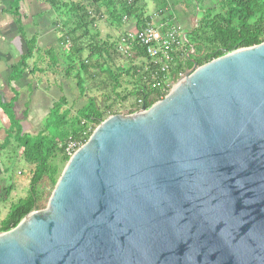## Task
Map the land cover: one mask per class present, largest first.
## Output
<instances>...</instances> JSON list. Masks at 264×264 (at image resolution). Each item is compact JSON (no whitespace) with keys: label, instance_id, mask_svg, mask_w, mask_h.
I'll return each mask as SVG.
<instances>
[{"label":"water","instance_id":"obj_1","mask_svg":"<svg viewBox=\"0 0 264 264\" xmlns=\"http://www.w3.org/2000/svg\"><path fill=\"white\" fill-rule=\"evenodd\" d=\"M0 264H264V43L103 121Z\"/></svg>","mask_w":264,"mask_h":264},{"label":"trees","instance_id":"obj_2","mask_svg":"<svg viewBox=\"0 0 264 264\" xmlns=\"http://www.w3.org/2000/svg\"><path fill=\"white\" fill-rule=\"evenodd\" d=\"M20 1H15L13 14L19 32L23 33L25 25L20 14ZM41 1L51 7V11L57 17L53 24L59 27L61 32L58 44L46 51L52 61L46 69H41L38 64L34 67L30 65V59L39 51L37 38L34 36L31 42H27V53L13 67L10 81L19 80L26 71L36 74L45 73L48 69H59L66 78L76 80L80 95L86 97L87 102L73 115L72 108L68 107V97L62 92L50 109L43 129L37 135L25 133L21 122L13 118L10 134L14 135L18 150L23 149V158L34 165L35 170L29 194L14 205L6 219L0 222V233L16 228L34 208L42 210L47 206L39 192V185L47 179L48 183L55 187L62 174L61 164H67L70 159L66 154L67 143L73 139L85 144L96 127L110 116L119 114L113 111L110 97L103 96L104 102L101 104L95 96L88 95L87 84L89 79L95 77L92 74L93 70L107 74L114 91L120 87L123 74H133L137 78V87L132 93L137 104L130 114L140 111L143 104L150 108L164 99L160 91L152 89L149 80H146L149 77L146 72H141L143 67H122L113 72L105 55L112 57L118 53L117 41L99 40L101 34L96 30L99 20L97 14L106 15L107 20L117 24L124 22L125 17L134 19L137 27L142 28L146 23L152 22L155 16L158 22L179 23L176 16L180 9L183 6L187 9L192 8L194 13L189 12V15H196L197 23L187 33L186 47L189 51L194 49V52L184 60L176 58L172 71V77L176 80L180 74L193 68L195 64L201 67L229 52L264 43V0H212L213 4L210 5L205 0H153L155 5L152 14L148 13L149 0ZM87 36L92 38L87 48L89 55L84 59L85 47L81 45V41ZM68 41L71 42V46L67 45ZM62 52L66 56L63 65L59 63L58 58ZM136 53L149 61L147 53L142 48H137ZM18 98L17 93L15 99ZM25 117H28V112H25Z\"/></svg>","mask_w":264,"mask_h":264},{"label":"crops","instance_id":"obj_3","mask_svg":"<svg viewBox=\"0 0 264 264\" xmlns=\"http://www.w3.org/2000/svg\"><path fill=\"white\" fill-rule=\"evenodd\" d=\"M15 1L0 0V222L6 219L14 205L27 197L30 191L31 178L35 170L34 165L29 163L28 179L19 177V175L24 176L23 173H16L17 162L21 164L27 161L23 158V149L18 150L15 137L10 134L13 118L21 122L25 133L38 134L41 130L36 134L31 132L33 123H36L34 118L37 116L38 110L35 106L36 99H33L32 95L42 94L48 97V81L52 79L51 77L62 73L59 69H48L45 73L36 74H30L26 71L19 80L10 81L13 67L28 51L27 42H31V39L35 36L39 48L35 56L30 59V65L34 67V65L38 64L41 69H46L52 61L50 54L46 51L56 46L61 36L59 27L51 25L50 22L42 25V22L39 23L40 21L48 20L47 17L52 15L51 7L50 9L46 8L45 5H49L41 0L20 1V14L25 25L23 33H20L16 24L15 14H13ZM149 1L151 2V0ZM186 10H188V14H186ZM152 12L154 13V11ZM179 14H184V19L189 22L187 19L189 9L183 6ZM124 22L127 24L125 31L135 29L137 26L134 19H127ZM63 56L66 59L63 52L58 56L60 64ZM36 77V83L34 84L33 81ZM53 86L57 87L62 94V84L58 82L56 77ZM17 93L19 98L16 100ZM9 106H11V109H9ZM25 112H28V117H25ZM41 195L45 201L46 192L41 193Z\"/></svg>","mask_w":264,"mask_h":264},{"label":"rangeland","instance_id":"obj_4","mask_svg":"<svg viewBox=\"0 0 264 264\" xmlns=\"http://www.w3.org/2000/svg\"><path fill=\"white\" fill-rule=\"evenodd\" d=\"M66 1H71V0H66ZM79 1L81 0H75V2H79ZM152 1L153 0H151V2L149 1L150 8H148V11H149L148 13H153L152 11H154L155 3H153L154 1L153 2ZM206 3L209 5L213 4L212 0H208L206 1ZM45 7L50 9V6L45 5ZM189 12L191 14L194 13L192 8L189 9ZM97 16L99 20L97 22L96 30L99 31L101 34V37L99 38V40L117 41V46H118L120 42L119 39L125 33V29L127 27V24H125L126 22L122 21V23L120 24L112 23L110 20H107L108 17L106 15L100 16L97 14ZM184 17H185L184 14H178L177 19L180 23V26L185 30L186 33H188L193 28V25L197 23V16L188 15L187 19L189 22H187V20L184 19ZM47 19L48 20H45V21L43 20V21H40L39 23L42 22L41 23L42 25L44 23L48 24L50 22V24L52 25L54 22H56L57 17L52 12V15L47 17ZM91 38H92L91 36L90 37L87 36L81 41V45L85 47V52L83 53L84 59H86L89 55L87 48L91 42ZM62 58L63 60L61 62V65H63V62L65 63L66 61L64 56ZM105 58L107 60V63L111 66L113 72H117L118 68H122V67H126V68L127 67H130V68L139 67L140 68V67H143L147 63L146 60L138 56L136 51H134L131 56H124L118 52L117 54L112 55V57H108L107 55H105ZM92 74L95 75V77L93 79H89V82L87 84L88 95L95 96L98 102L101 104H103L104 102L103 96H108L110 97V103L113 104V111L119 113V115H132L130 114V112L134 109L135 105L137 104V100L135 96L132 95V93L135 91L137 87L136 86L138 82L137 78L134 77L133 74H129V75L123 74L120 79V83H121L120 87L115 89L114 91L112 87L113 84L112 82L108 80L109 77L107 74L99 73V71L97 70H93ZM55 77L57 78L58 82H61L62 87H63L62 92L68 97V100H69L68 107L72 108V114L75 115L77 113V110L82 108L86 104L87 98L81 97L80 91L77 87L76 80L74 78L68 79L62 73L61 74L58 73L57 76ZM55 77H51L52 79L48 81L49 82L48 97L42 94L36 95V96L32 95L33 99H36L35 106L38 108L37 116L34 118L36 123H33V127L31 128V132L34 134L38 133L40 130L43 129V126L45 125L46 123L45 121L47 119V116L45 117V115L49 113L54 102H56L60 98L61 91L57 89V87L53 86L55 82ZM36 79L37 77L33 81L34 84L36 83ZM106 83L108 84L106 85ZM59 161L61 162L60 159ZM19 163L20 162H17L16 173H23L24 176L19 175V177L28 179L29 178L28 167L30 166V164L27 162H24L21 164ZM65 166H66V163L61 164L62 171L64 170ZM53 190H54L53 185L51 183H48L47 179H44L39 185V192L41 193L46 192V198H45L46 203H48V200Z\"/></svg>","mask_w":264,"mask_h":264},{"label":"built area","instance_id":"obj_5","mask_svg":"<svg viewBox=\"0 0 264 264\" xmlns=\"http://www.w3.org/2000/svg\"><path fill=\"white\" fill-rule=\"evenodd\" d=\"M132 1V0H131ZM127 17L124 18V21ZM187 33L179 23L158 22L157 17L146 23L142 28L127 30L121 36L117 51L124 56H131L137 48H142L148 55L149 61L141 72H146L152 89L160 91L164 98L177 86L185 73L176 80L172 77L175 60H184L194 49L186 47ZM68 46L71 42L68 41ZM84 144L71 139L66 146V154L72 157Z\"/></svg>","mask_w":264,"mask_h":264}]
</instances>
